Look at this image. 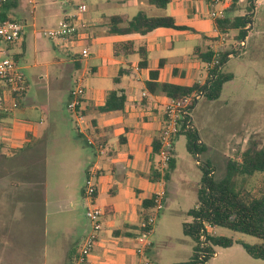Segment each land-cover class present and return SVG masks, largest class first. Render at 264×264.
<instances>
[{
  "label": "crops",
  "instance_id": "obj_1",
  "mask_svg": "<svg viewBox=\"0 0 264 264\" xmlns=\"http://www.w3.org/2000/svg\"><path fill=\"white\" fill-rule=\"evenodd\" d=\"M28 2L32 5V12L27 16L31 15L32 24H27L23 41L9 47V54L19 48V52L12 56H17L18 62L21 63L28 41H31L35 53H40V61L35 66H53L60 69L64 63L70 62L73 69L80 71L85 78L88 75L93 76L85 83L86 94L82 113L86 132L79 133L74 121L76 138L73 137L72 140V151L79 155V141L88 144V140H93L104 148V152L99 154L95 146L88 144L94 149L92 153L95 158L86 170L98 169L97 204L105 211L103 227L89 264H143L144 261L160 264L158 252L149 239V236L155 233L154 228L145 236L150 243L145 253H136L140 246L138 238L144 235L141 227L142 203L151 199L159 190H164L167 198L166 187L168 184H174L172 179L176 165L168 181L163 179L164 171L161 172L160 179H152V171L159 169V158L154 155L153 144L160 137L165 121V106L169 99L159 90L150 93L146 83L151 80L150 71L157 69L161 60L163 66L157 79L158 83L181 86L205 83L209 72L206 63L194 56V50L197 47H212L215 52L229 50L235 45L234 38L238 32L229 31L225 36L226 42L222 44L219 39L221 33L215 31V20L211 18V13L223 9L225 16H244L247 0H238L234 7L233 0H219L217 3L213 0H170L165 8L150 4L148 0H89L88 12L83 21V33L87 36L85 44L88 47L90 45L88 58L69 52L70 45L60 41L51 42L52 46L49 47L41 45L42 49H39L37 32L43 30L41 24L45 26L53 18L59 17L58 10L65 13V18L69 7L63 6L59 0H42L39 7L36 6L35 0ZM22 3L23 0H12L4 7L2 16L12 18L11 14L17 10L21 12L22 8L19 9V6ZM259 6H262V0L255 7L253 19ZM231 8H234V11L228 13ZM139 12L151 17L172 16L177 25L186 26L190 30L159 28L147 35L109 33L110 17L119 16L130 20ZM23 15V20L27 23L26 14ZM40 21L41 29L37 23ZM253 27V22L248 23L247 38ZM128 43L132 45L123 46ZM142 46L148 53L147 68L139 66L141 59L137 50ZM61 49H66L69 60L65 61L60 57ZM121 70L126 73L116 83L114 79ZM55 79L58 81L59 77ZM25 80V95L19 100L6 90V87L0 85V94H5L4 110L0 112V156L4 158V162H9V165L6 163L5 169L8 172L6 181L9 191H6L7 196L4 197L12 205L4 211L15 210V213H11L15 221L23 217L24 212V215L29 212L28 205L39 206L45 201V177L42 172L47 166V159L46 150L42 149L43 142L62 137V132L68 133L65 135L71 140L69 121H73L61 116L57 106H51L49 100L41 104L29 102V98H26L29 87L26 77ZM111 90L124 92V109L117 112H100L99 108L104 105ZM44 111L48 115H45ZM191 120L193 122L192 116ZM193 127L196 129L194 125ZM177 138L178 136L175 143ZM89 156V153L83 152L82 160L86 161ZM174 159L176 160V157ZM61 201L71 207L81 205L73 194ZM18 203H26L27 206L21 210L24 212H17ZM9 222L3 221L0 226L7 227ZM89 230L90 227L85 229L81 242ZM77 252L69 250L61 262L53 263L74 264Z\"/></svg>",
  "mask_w": 264,
  "mask_h": 264
},
{
  "label": "rangeland",
  "instance_id": "obj_2",
  "mask_svg": "<svg viewBox=\"0 0 264 264\" xmlns=\"http://www.w3.org/2000/svg\"><path fill=\"white\" fill-rule=\"evenodd\" d=\"M35 1L37 7L42 3V0ZM20 8L21 12L17 10L9 19L24 21L23 14H26L27 24H32L31 15L27 16L32 12V5L28 0H23ZM58 11L59 17L53 18L45 26L41 21L37 22L38 28L41 29L40 24L43 29L58 27L65 16L63 11ZM66 13L71 15L75 12L68 8ZM84 16L81 17L83 21ZM253 26L241 53L232 56L223 68L224 72L234 75L233 80L224 85L219 99L209 101L204 97L199 98L190 114L206 147L205 151L198 156L191 154L187 150V138L183 134L178 136L174 144V184L166 183L167 198L165 197L164 208L156 219L155 233L149 236L158 252L160 264L186 262L194 253L195 242L184 234L183 225L192 221L188 211L197 204L202 178L199 164L209 161L215 171V179L222 180L226 176L228 158L239 160L241 153L249 147L264 149V0L262 6L256 9ZM38 37L39 49H42L41 45L49 47L52 46L51 42H58L41 34ZM86 46L84 43L76 44L69 52L81 54ZM1 48L6 47L1 44ZM15 52H19V48L10 51V55ZM39 54L35 53L33 43L28 41L25 55L21 63L18 62L24 68L22 71L28 81L26 98H29V102L40 104L49 100L51 106H57L61 116L73 119L72 122L69 121L71 140L67 139L68 133L62 132V137L43 142L42 149L46 150L47 159V166L42 172L45 177V201L42 205L30 207L26 203L16 204L17 212H24L21 210L26 206L29 210L27 214L23 213V217L17 218L18 221L11 215L15 210L4 211L12 206L5 199L6 191H9L6 181L8 172L5 169L9 162H4V158L0 156V223L10 221L7 227L0 226V264L61 262L69 250L79 251L84 231L90 227L86 217L88 201L84 196V189L86 169L95 158L92 153L94 149L84 141H79L81 155L72 151V140L73 137L76 138L75 118L68 110L70 93L77 87L76 79L82 74L74 70L70 62L64 63L60 69L35 66L40 61ZM59 54L62 59L69 60L66 49H61ZM55 77H59L58 81ZM92 78L91 75L83 77L82 86L85 88V83ZM28 106L27 104V108ZM45 115H48L47 112ZM83 152L91 156L86 161L82 160ZM234 181L237 187H245L255 196L264 194V173L250 177L238 176ZM69 194H73L81 205L71 207L61 201ZM214 233L232 239L233 245L229 248L214 247L215 254L205 264H264V260L249 256L240 244H257L260 243L259 239L220 227L214 228Z\"/></svg>",
  "mask_w": 264,
  "mask_h": 264
},
{
  "label": "trees",
  "instance_id": "obj_3",
  "mask_svg": "<svg viewBox=\"0 0 264 264\" xmlns=\"http://www.w3.org/2000/svg\"><path fill=\"white\" fill-rule=\"evenodd\" d=\"M150 4L165 8L170 0H148ZM238 0H233L232 6L236 5ZM246 14L244 16L227 15L222 19L215 21L217 30L224 36H227L231 30H237L234 38L235 45L229 50L219 51L218 56L212 47L203 49L197 47L194 50V56L203 63H210L217 57L219 63L214 66L208 74L205 83H195L191 86H181L170 83H158L160 70L163 66L161 60L160 66L150 71V81L146 87L150 93L161 91L168 99H182L192 94H199L209 101L220 98L223 87L226 83L233 80L232 73L223 71L224 66L229 61L230 56H237L241 53V43L245 42L248 32V23L253 22L255 5L253 0H247ZM234 11L229 9L228 13ZM5 18V17H3ZM109 33L127 35L137 33L147 35L159 28H170L175 30H190L186 26L176 24L172 16L151 17L144 12H139L130 20H125L119 16L109 18ZM124 24V25H123ZM123 25V26H121ZM214 41H216L214 39ZM132 45L130 43L123 46ZM118 50V46L116 47ZM126 49V47H125ZM127 51V50H126ZM130 53H133L129 51ZM128 52V54H130ZM137 53L140 56L139 66L148 67V53L145 47H139ZM18 62L17 56L14 57ZM126 72L121 70L114 79L117 83L119 78ZM19 100L24 97L25 92L13 93ZM200 97V98H201ZM197 100H193L190 106V112L181 121V127L177 134H183L187 138V150L194 156H198L206 149L198 131L193 127L191 112L195 108ZM126 95L120 90H111L106 96L105 103L99 108L100 112H117L124 109ZM160 138V137H159ZM154 155H158L160 150V139L155 140L153 144ZM175 157V153H174ZM176 160L173 158L164 170L163 179L168 181L170 175L175 169ZM202 172L200 187L198 189L197 204L188 211L192 218L190 223L183 225L184 234L195 242L194 253L190 260L177 264H205L210 256L214 255V247L229 248L233 245V240L225 236H219L212 233H206V225L212 228L220 227L234 232L253 236L260 240L257 244L240 243L246 253L254 259L264 260V194L255 196L245 187H237L234 181L235 177H250L257 173H264V149L249 147L240 155V159L228 158L226 160V176L222 180H216L212 164L207 161L199 164ZM162 173L159 169L152 171V179H160ZM153 206V200H144L142 203V218L147 219L149 211ZM205 235V239L202 237Z\"/></svg>",
  "mask_w": 264,
  "mask_h": 264
},
{
  "label": "built area",
  "instance_id": "obj_4",
  "mask_svg": "<svg viewBox=\"0 0 264 264\" xmlns=\"http://www.w3.org/2000/svg\"><path fill=\"white\" fill-rule=\"evenodd\" d=\"M12 0H0V85L6 87L11 94L21 93L26 91V80L22 68L16 62L14 57L9 54V47L20 44L23 39L27 28L25 21H16L9 18H3L2 11L4 7ZM32 3V0H29ZM89 0H60L63 6H67L74 10V14L66 15L61 21L58 27L51 29H43L38 31L43 37L50 40H58L62 44L66 43L70 47L76 44H85L87 36L83 33L85 23L81 19L88 12ZM219 2V0H213ZM261 0H253L255 7L259 5ZM225 17L224 10L220 9L211 13L213 20L222 19ZM219 33V31L215 30ZM219 39L222 44L226 42L225 36L219 34ZM1 44H4L6 48H1ZM245 43H241V47H244ZM219 51L216 52L218 56ZM82 58H88L90 56L89 47L86 46L81 52ZM219 61L217 57L210 63H206L208 72ZM83 77H77V87L70 93V102L68 106L69 112L74 116L76 127L79 133L85 134L86 122L82 113L83 100L86 94V89L82 86ZM199 94H192L182 99H169L165 106V121L160 133V150L158 153L159 164L158 167L163 172L171 160L174 158V144L177 134L181 127L182 119L190 112V106L193 100L199 99ZM5 102V94H0V112L3 111V103ZM88 144L95 146L99 154L104 152L103 145L88 140ZM99 172L97 168H92L88 171L86 176V184L84 189V196L88 201L86 209V217L90 223V230L84 237L81 247L74 258V264H89V259L95 245L98 241L99 233L103 227V220L105 211L97 204L98 183L97 179ZM151 200H153V206L149 211L147 219H142L141 227L144 230V235L138 238L140 246L136 249L138 255H143L146 249L150 246V243L145 239V236L153 230L156 219L160 212L164 208L165 191L159 190L156 192ZM214 232V228L210 225H206V233ZM205 239V235L202 240ZM143 264H151L149 261H144Z\"/></svg>",
  "mask_w": 264,
  "mask_h": 264
}]
</instances>
